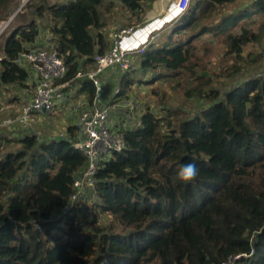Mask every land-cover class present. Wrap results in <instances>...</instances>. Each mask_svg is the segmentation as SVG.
<instances>
[{
	"label": "trees",
	"instance_id": "trees-1",
	"mask_svg": "<svg viewBox=\"0 0 264 264\" xmlns=\"http://www.w3.org/2000/svg\"><path fill=\"white\" fill-rule=\"evenodd\" d=\"M120 1L139 23L154 0ZM236 1L192 0L163 38L135 55L137 68H117L122 100L137 80L135 72H151L158 80L192 77L205 69L194 42L209 44L212 39L202 36L210 34L225 43L229 82L188 88L185 97L197 106L192 115L174 107L162 108L161 115L145 107L129 117V125L118 130L125 148L110 154L93 188L69 209L74 180L88 162L73 147L76 126L67 125L52 139L5 127L10 135L0 137V264H264V66L255 71L264 63V23L257 31L244 27L250 8L223 12ZM111 4L28 0L0 40V85L28 87L29 65L20 54L38 47L41 23L50 32L47 47L65 65L57 83L93 69L95 55L110 46L100 11ZM16 5L0 0V19ZM254 7L264 12V1ZM251 43L259 44L258 51L246 49ZM79 84L91 105L95 86L87 78ZM188 162L198 174L181 181L177 171ZM84 196L94 200L85 204Z\"/></svg>",
	"mask_w": 264,
	"mask_h": 264
},
{
	"label": "built area",
	"instance_id": "built-area-1",
	"mask_svg": "<svg viewBox=\"0 0 264 264\" xmlns=\"http://www.w3.org/2000/svg\"><path fill=\"white\" fill-rule=\"evenodd\" d=\"M170 6L161 17L142 26L116 28L111 35V44L102 54L94 57L93 69L83 72L77 71L74 77L67 82L57 83L65 74V65L58 52L50 47H36L20 54V62L30 66L28 79L35 81L32 92L28 93L16 113L0 119V126L19 129L22 132L30 130L38 116L51 113L61 103L74 85L83 78L92 81L95 86V97L91 105H82L74 121L79 134V139L73 147L87 158V165L73 183L74 193L70 197L69 208L79 198L80 194L93 188L95 175L104 161L111 153L121 151L126 142L120 132L111 125L112 105L99 106L97 98L102 90L100 75L109 68H120L123 71L133 66V58L137 53H142L152 41V34L187 11L190 0H170ZM166 16H171L169 21H162ZM162 21V25L151 30L149 27ZM152 28V27H151ZM1 59V56H0ZM120 88L114 89L116 98ZM121 106L127 109V115L132 117L134 105L130 101H121ZM64 134V133H63ZM63 134H60L62 136ZM68 208V209H69Z\"/></svg>",
	"mask_w": 264,
	"mask_h": 264
},
{
	"label": "rangeland",
	"instance_id": "rangeland-1",
	"mask_svg": "<svg viewBox=\"0 0 264 264\" xmlns=\"http://www.w3.org/2000/svg\"><path fill=\"white\" fill-rule=\"evenodd\" d=\"M28 0H17V5L13 13L16 11V9L20 10L22 6L27 2ZM112 1V4L105 10L100 11L101 18L105 22V27H103L102 31L104 32V35H106V39L109 40V43L111 44V36L113 31L116 28H128L130 26H142L147 24L148 22L142 24L137 23L136 16H132L130 12L122 5L120 0H110ZM190 0V4H191ZM259 0H238L236 5L234 7L238 8L237 12H240L241 9H247L250 8V15H248L243 22L245 28L253 29L254 31L258 30V26L262 25L264 23V12H256L255 9L256 3H258ZM60 4V2H58ZM189 4V5H190ZM253 5V6H252ZM250 6V7H249ZM229 7L226 6L223 9V12H229ZM236 12V11H235ZM12 13V14H13ZM12 14L6 18V19H0V40L1 38L6 35L7 33L12 30L13 24L17 22V18L15 15L12 16ZM240 20L242 18H239ZM176 19L166 22L162 28L158 29L157 32H154L152 34L153 39L152 41L157 39L158 35L160 34V38L164 37L163 33L164 31H168L167 28H170L171 24L175 22ZM130 23V24H129ZM203 39H207V41L212 39V42L209 44H203L200 41L196 40L194 43L196 46L200 45L199 50H197V55L200 56V62L201 65H204L202 69L204 70H197V74L195 73L192 77H188L185 73L178 74L174 80L170 81L169 79H155V77L151 78L153 73L148 72L147 76H143L142 72H139V75L135 72L134 73V79L137 78V80L134 81L133 85H131L127 89V99H124V101H130L132 102V105H134V108L132 110V116H135V113L138 114L144 110L145 107H149L151 109H154L159 114H165V110L162 108L165 107H174V108H180L182 109L187 115L194 114L195 110L197 109V106L193 100H188L185 97V91L190 87H195L196 85L205 87L206 89L208 87H225L228 85V79L225 78L227 75L226 70V64H225V58H224V51H225V43L219 42L216 38H213L210 34H205L202 36ZM202 39V40H203ZM264 39V37H263ZM262 43L264 44V40H262ZM263 46V45H262ZM247 50L250 49L252 51H258L259 44L257 43H251L246 48ZM139 58L135 57L133 58V66L136 68L139 65ZM264 64V63H263ZM263 64H261L255 71L260 70L263 68ZM201 71V72H200ZM245 71V70H243ZM253 71L250 69L248 71H245L244 74L241 75V77L249 76ZM201 74V75H200ZM137 75V76H136ZM245 75V76H244ZM142 76L144 79H149L148 82L143 83L139 79ZM149 77V78H148ZM240 77V78H241ZM236 78V77H235ZM239 78V79H240ZM237 79V78H236ZM209 91V90H208ZM9 94L12 93L11 91H8ZM122 101V100H121ZM79 102V101H78ZM115 103V102H114ZM72 105L68 106L65 110L60 111L59 113H55V115L51 114L53 111H55L56 107L52 110L51 113L48 114H42L38 116L36 122L32 125L30 132L36 133L40 137H44L46 139H52L53 137L60 136L61 133L65 132L66 126L68 123H70V116L74 113L72 111ZM80 111V107H79ZM128 114V113H127ZM182 116V115H180ZM116 124L115 119L112 118V127L114 128V125ZM55 137V138H56ZM83 203L90 204L94 199H89V196L82 197ZM77 215L80 216L81 212L79 210L75 211ZM78 216V217H79ZM111 218V217H110ZM82 220V219H81Z\"/></svg>",
	"mask_w": 264,
	"mask_h": 264
},
{
	"label": "crops",
	"instance_id": "crops-1",
	"mask_svg": "<svg viewBox=\"0 0 264 264\" xmlns=\"http://www.w3.org/2000/svg\"><path fill=\"white\" fill-rule=\"evenodd\" d=\"M66 1L67 0H48L50 4H57L58 2L65 3ZM259 1H262V0H259ZM237 2L238 0L235 2V4L228 6L230 9L229 10L230 12L238 11V8L234 7ZM170 3H171L170 0H154L153 2L146 3L145 11L141 15L142 19L140 23L144 24L148 21L150 22L154 20L155 18L161 17L162 15H164L168 7L170 6ZM46 22L48 23L47 25H49V22L48 21ZM41 24L43 26L41 27L39 40L35 43V45L38 47H47L50 45V39H48L50 32H49L48 27H45L44 23H41ZM101 32L104 35V32L102 30ZM158 36H160V34ZM104 37L106 38L107 36L104 35ZM0 56L3 57L1 52H0ZM28 67L30 68V66ZM29 73H30V69H29ZM121 77H122V72H120L116 67L105 70L100 75L102 90L97 98V104L99 106H106L109 104H113L112 113H111V125H112V118H114L116 122V124L114 125V129L116 130L121 129L122 127H126L130 123L129 116L127 115V109L121 106V100L123 99V97L119 96L116 98L114 94V89L115 87L118 86ZM27 85L28 87L29 86L30 87L29 88L27 87L25 89L19 88L16 86L5 87V86L0 85V119L6 116H10L16 113L17 111H19L22 105V101L25 98V96L28 93L33 91L34 86H35V81L33 79H28ZM11 90H12V93L9 94L8 91H11ZM127 96L128 95L126 94L125 98ZM86 104H87V101H86L85 91L81 89L80 84L77 83L76 85H74V87H72L69 91H67L65 99L56 106V109L55 111H53L51 116L55 115V113L57 112L59 113L60 111L65 110L69 105L70 106L72 105L71 108L74 113L70 116L69 118L70 123H68L67 125L74 124V121L80 112L79 107L81 109V106L86 105ZM19 132H22V131L19 129L14 130V133H19ZM3 135L9 136L10 134L7 128H5L4 126L3 127L0 126V137H2Z\"/></svg>",
	"mask_w": 264,
	"mask_h": 264
},
{
	"label": "clouds",
	"instance_id": "clouds-1",
	"mask_svg": "<svg viewBox=\"0 0 264 264\" xmlns=\"http://www.w3.org/2000/svg\"><path fill=\"white\" fill-rule=\"evenodd\" d=\"M198 174V168L195 163L188 162L182 164L177 171V178L181 181H191L196 178Z\"/></svg>",
	"mask_w": 264,
	"mask_h": 264
},
{
	"label": "bare ground",
	"instance_id": "bare-ground-1",
	"mask_svg": "<svg viewBox=\"0 0 264 264\" xmlns=\"http://www.w3.org/2000/svg\"><path fill=\"white\" fill-rule=\"evenodd\" d=\"M170 17H171V16H166L165 19L162 20V21H169V18H170ZM162 21H160V22H156L154 25L150 26L149 28H150L151 30L159 28V27L162 25V23H163ZM151 27H152V28H151Z\"/></svg>",
	"mask_w": 264,
	"mask_h": 264
},
{
	"label": "water",
	"instance_id": "water-1",
	"mask_svg": "<svg viewBox=\"0 0 264 264\" xmlns=\"http://www.w3.org/2000/svg\"><path fill=\"white\" fill-rule=\"evenodd\" d=\"M17 11L18 9H16V11L12 14V16L15 15ZM69 206H70V203L67 204L66 210L69 208Z\"/></svg>",
	"mask_w": 264,
	"mask_h": 264
}]
</instances>
